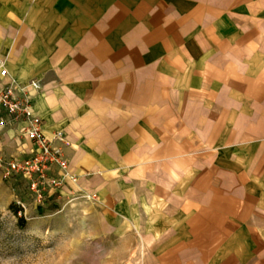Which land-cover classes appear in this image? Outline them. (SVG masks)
<instances>
[{"label": "crops", "instance_id": "0c3cea01", "mask_svg": "<svg viewBox=\"0 0 264 264\" xmlns=\"http://www.w3.org/2000/svg\"><path fill=\"white\" fill-rule=\"evenodd\" d=\"M0 68L41 85L79 178L62 196L178 264H264V0H0Z\"/></svg>", "mask_w": 264, "mask_h": 264}, {"label": "rangeland", "instance_id": "374dc122", "mask_svg": "<svg viewBox=\"0 0 264 264\" xmlns=\"http://www.w3.org/2000/svg\"><path fill=\"white\" fill-rule=\"evenodd\" d=\"M0 157L10 159L2 146ZM2 146V147H1ZM56 194L38 203L20 178L0 171V264H178L144 226L103 224L94 197ZM41 205L42 207L38 208ZM20 219L24 226H20ZM109 220V219H108ZM182 260H185L184 258Z\"/></svg>", "mask_w": 264, "mask_h": 264}, {"label": "built area", "instance_id": "2783aa9c", "mask_svg": "<svg viewBox=\"0 0 264 264\" xmlns=\"http://www.w3.org/2000/svg\"><path fill=\"white\" fill-rule=\"evenodd\" d=\"M5 78L7 71L0 68V133L5 137L9 128L20 124V133L31 144V151L27 157L7 160L0 157L2 176L4 179L24 180L38 203L56 194L59 197L69 183L77 184L79 181L78 177L67 172L68 163L63 155L66 138L60 131L48 135L42 120L34 111L32 100L41 91L39 82L21 84L10 80L2 83ZM69 189L68 195L78 196V192ZM90 197L87 196V199Z\"/></svg>", "mask_w": 264, "mask_h": 264}, {"label": "trees", "instance_id": "16d2710c", "mask_svg": "<svg viewBox=\"0 0 264 264\" xmlns=\"http://www.w3.org/2000/svg\"><path fill=\"white\" fill-rule=\"evenodd\" d=\"M42 207L41 205L38 206V208ZM20 226L23 227L24 226V220L20 219Z\"/></svg>", "mask_w": 264, "mask_h": 264}]
</instances>
